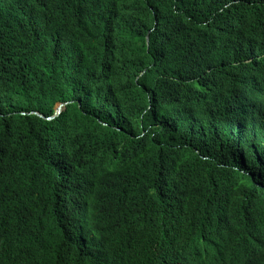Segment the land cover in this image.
<instances>
[{"label": "trees", "instance_id": "obj_1", "mask_svg": "<svg viewBox=\"0 0 264 264\" xmlns=\"http://www.w3.org/2000/svg\"><path fill=\"white\" fill-rule=\"evenodd\" d=\"M262 18L264 0H0V264H27L39 249L52 262L62 251L79 264L77 246L68 245L78 237L77 204L64 210L49 192H76L81 203L98 180L94 198L104 196L103 187L125 190L124 163L133 135L143 131L173 152L170 169L203 207L223 202L224 214L229 190L254 189L240 182L234 144L250 135L251 122L263 124L264 111L255 118L253 77L250 114L245 97L242 104L231 99L229 85L246 33ZM64 101L61 114L46 119ZM166 187L169 202L171 176ZM149 188L145 181L127 190L120 206L130 205V194H152ZM180 191L177 183L176 224L185 216ZM251 197L257 208L259 197ZM111 212L90 226L101 219V231L114 232L125 213ZM226 224L223 218V236ZM262 235L248 256L227 237L215 261L256 264ZM101 238L94 229L92 249Z\"/></svg>", "mask_w": 264, "mask_h": 264}, {"label": "clouds", "instance_id": "obj_2", "mask_svg": "<svg viewBox=\"0 0 264 264\" xmlns=\"http://www.w3.org/2000/svg\"><path fill=\"white\" fill-rule=\"evenodd\" d=\"M246 35L248 44L241 50L236 61L238 71L229 85V94L233 101L240 104L245 97L246 108L250 114L253 77V110H255V118H258L259 110L264 111V18L255 22ZM252 47L255 49L254 54H251ZM242 82L245 85V93L241 91ZM61 103H64L62 111L68 104L67 101L57 103L54 114L46 119L51 120L61 114L62 111L57 112V107ZM35 113L42 116L38 112ZM251 124L250 135L234 146L240 154V163L236 166V170L242 175L240 182L243 186L251 183L255 188L229 190L227 192L229 197L225 199L229 206L225 208L224 214L223 202L210 209L202 206L201 198L190 183L183 175L170 169L175 160L173 152L155 135L143 131L139 135H133L135 140L133 156L124 163L127 167L125 190L114 191L103 187L104 196L94 198V192L101 188V180H98L91 198L86 199L82 196L81 203L76 192L71 193L59 188L50 190L49 199L54 200L64 210H70L73 201L77 204L78 237L76 242L74 236L69 239V247L77 246L80 258L86 252L84 245L87 250L90 249L87 264H219L215 259L224 247L225 239L230 237L244 248L248 256L250 242L256 241L251 246L258 248L260 234L264 231V122L261 125L257 120L256 124L252 122ZM122 149L123 146H118L115 152L121 153ZM145 156L149 157L146 162H138ZM169 176H171V189L168 202L166 184ZM145 181L152 194L145 195L141 192L139 197L130 194V205L121 207V199L128 193L127 190L130 191L135 186L143 187ZM177 183L181 184V210L185 211V216L180 217L179 224H176L175 220ZM253 194L259 197L256 200L259 201L257 208L252 207ZM115 208L125 213L117 230L102 232L101 219L97 225L90 226L94 216L101 215L102 211V220L106 221L110 218L107 216V211H112L114 215ZM204 217H206L205 227ZM223 218L228 222L225 225L227 233L224 236ZM182 220L185 222H181ZM94 229L102 237L101 248L99 247L96 252V258L92 255ZM139 229H145V232H134ZM39 250L27 264H31L35 257L39 258L40 264H75L69 262L67 255L64 256L62 251L56 254L52 262L45 253L39 256ZM255 256L258 258L256 264H264V246L263 252L256 253Z\"/></svg>", "mask_w": 264, "mask_h": 264}, {"label": "bare ground", "instance_id": "obj_3", "mask_svg": "<svg viewBox=\"0 0 264 264\" xmlns=\"http://www.w3.org/2000/svg\"><path fill=\"white\" fill-rule=\"evenodd\" d=\"M99 247L101 248V243H98L94 248H93V257H96V252L98 251ZM79 264H87L88 260L85 261V258H78Z\"/></svg>", "mask_w": 264, "mask_h": 264}, {"label": "water", "instance_id": "obj_4", "mask_svg": "<svg viewBox=\"0 0 264 264\" xmlns=\"http://www.w3.org/2000/svg\"><path fill=\"white\" fill-rule=\"evenodd\" d=\"M63 106H64V103L59 104V106L57 107V112L58 113L62 111Z\"/></svg>", "mask_w": 264, "mask_h": 264}]
</instances>
